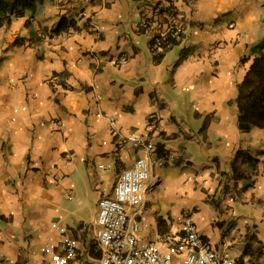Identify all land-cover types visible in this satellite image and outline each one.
<instances>
[{
  "label": "crops",
  "instance_id": "1",
  "mask_svg": "<svg viewBox=\"0 0 264 264\" xmlns=\"http://www.w3.org/2000/svg\"><path fill=\"white\" fill-rule=\"evenodd\" d=\"M231 1L175 0L182 36L160 56L148 42L166 23L153 0L82 2L84 16L75 2L57 9L54 0H40L0 27V257L34 264L52 236L49 224L59 221L78 242L70 264L95 260L87 248L97 201L141 153L128 143L116 147L107 116L116 118L120 136L143 132L154 115L157 152L172 159L151 167L143 202L128 209L139 236L156 241L187 214L238 264H264V129L238 130L228 102L256 39L239 21L215 20ZM146 16L149 26L140 30ZM244 19L251 24L252 12ZM122 52L126 60L115 65ZM72 198L73 209L62 214L61 202Z\"/></svg>",
  "mask_w": 264,
  "mask_h": 264
},
{
  "label": "built area",
  "instance_id": "2",
  "mask_svg": "<svg viewBox=\"0 0 264 264\" xmlns=\"http://www.w3.org/2000/svg\"><path fill=\"white\" fill-rule=\"evenodd\" d=\"M91 1L94 0H54V5L57 9H63L65 4L75 2L78 4L77 13L84 16L82 2ZM146 20L147 16L142 18L141 26L146 25ZM182 31V22L176 14L171 22H166L163 28L153 32L161 37L166 32L177 37ZM158 43L159 39H155V44ZM160 49L157 46V52ZM126 57L122 52L113 63L120 65ZM102 116L101 113L97 114L98 118ZM107 121L110 135L116 138V147L128 143L141 153L119 172L111 195L101 196L97 201L93 240L99 251L98 257L77 264H238L227 251L225 243L214 248L197 232L193 220L187 214L177 216L179 228L176 231L162 233L156 241H144L139 236V221L128 209L136 208L143 202L151 167L163 165L172 159V155L157 152L156 142L153 141L157 131V118L154 115L147 117L143 132L134 131L120 136L116 118L107 116ZM67 158L74 159L76 154L68 152ZM65 195L71 197V193L66 192ZM68 228L69 226L59 221L49 224L52 236L38 246L40 256L34 264H70L77 255L78 242L70 235ZM0 264L16 263L10 256L3 255L0 257Z\"/></svg>",
  "mask_w": 264,
  "mask_h": 264
},
{
  "label": "trees",
  "instance_id": "3",
  "mask_svg": "<svg viewBox=\"0 0 264 264\" xmlns=\"http://www.w3.org/2000/svg\"><path fill=\"white\" fill-rule=\"evenodd\" d=\"M38 1L40 0H0V27L9 24L13 18L22 16L25 11H32ZM142 1L150 2V0ZM153 1L151 9L152 11L156 9V13L161 17L160 22H171L175 18L177 14L173 4L175 0ZM150 20V18L146 20L145 26L140 24V30L147 29ZM62 21L63 17H60L52 28L53 32L58 31ZM181 36L182 33H178L177 37H172L169 32H166L161 37L153 32L148 41L150 50L154 56H160L165 50L176 45ZM155 39H159V45L155 44ZM156 45L161 48L158 52ZM255 47L258 49V55L252 58L243 78L236 84L234 98L228 101L235 104L238 130L264 129V51L262 50L264 40L257 43ZM242 159H245L247 164L251 162L246 153L243 154ZM231 169L236 175H240L234 164ZM87 249L90 257H98L99 251L93 241H90Z\"/></svg>",
  "mask_w": 264,
  "mask_h": 264
},
{
  "label": "rangeland",
  "instance_id": "4",
  "mask_svg": "<svg viewBox=\"0 0 264 264\" xmlns=\"http://www.w3.org/2000/svg\"><path fill=\"white\" fill-rule=\"evenodd\" d=\"M217 9L219 12H216L215 20L220 17L222 20L227 19L226 21L229 22L228 26L231 27L234 26L235 21H239L241 31L252 34L256 41L252 45L251 55H258V49H255V46L257 43L264 40V0H233L228 2V4H221L220 8ZM249 12L253 14V22L251 24H245L244 16ZM140 38L144 39L143 36H140ZM262 50L264 51V47ZM249 59V53L242 54L239 57L238 66H245L248 64ZM74 202L75 198L64 199L61 202V213L64 214V210H72ZM60 217L65 221H72L74 216L71 215L66 218L61 215Z\"/></svg>",
  "mask_w": 264,
  "mask_h": 264
}]
</instances>
